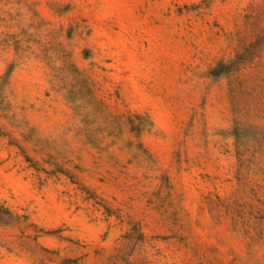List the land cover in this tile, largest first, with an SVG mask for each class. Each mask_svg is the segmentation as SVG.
I'll list each match as a JSON object with an SVG mask.
<instances>
[{"label":"rangeland","instance_id":"rangeland-1","mask_svg":"<svg viewBox=\"0 0 264 264\" xmlns=\"http://www.w3.org/2000/svg\"><path fill=\"white\" fill-rule=\"evenodd\" d=\"M0 264H264V0H0Z\"/></svg>","mask_w":264,"mask_h":264}]
</instances>
